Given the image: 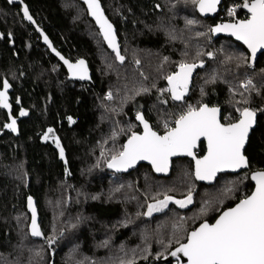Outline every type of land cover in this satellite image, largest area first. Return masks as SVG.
<instances>
[{"label": "trees", "instance_id": "16d2710c", "mask_svg": "<svg viewBox=\"0 0 264 264\" xmlns=\"http://www.w3.org/2000/svg\"><path fill=\"white\" fill-rule=\"evenodd\" d=\"M22 1L54 49L87 61L91 78L69 79L21 6L0 0V91L9 85V106L0 107V264H162L189 232L250 195V173L264 171V53L250 65L242 45L211 34L233 14L244 19L227 10L244 0H224L215 19L201 18L192 0H99L116 29L120 63L79 0ZM181 63L197 67L183 98L173 100L167 77ZM203 105L220 108L224 124L244 108L255 111L248 171L220 175L212 186L196 182L187 159L173 161L167 178L146 165L108 171L140 132L138 113L163 135L189 106ZM9 120L15 131L5 129ZM204 151L202 143L197 154ZM189 192L187 207L168 203L147 215L165 195L185 200ZM29 199L43 240L29 233Z\"/></svg>", "mask_w": 264, "mask_h": 264}, {"label": "snow or ice", "instance_id": "6c2138e0", "mask_svg": "<svg viewBox=\"0 0 264 264\" xmlns=\"http://www.w3.org/2000/svg\"><path fill=\"white\" fill-rule=\"evenodd\" d=\"M84 2L88 5L90 14L96 18L104 39L116 53V58L123 62L124 57L120 55L115 43L112 25L104 19L97 0H84ZM192 2L198 5L199 11L203 14L215 11L219 0H192ZM243 7L250 13V18L234 24L218 25L212 31L229 32L247 45L255 56L258 49H264V0H251V2L244 0ZM234 12L235 9H232L229 15ZM24 17L31 20L27 8L24 9ZM188 23L191 24L192 21ZM64 63L68 65L69 72L73 76L87 79V67L83 60L76 64H70L67 60ZM196 67V64L181 63L179 71L167 77L169 85L167 91L171 93L173 100L183 98L188 90L189 78ZM248 84H251V81H248ZM8 87L5 81V91H0V107L9 106L6 95ZM217 113L216 108L202 106L195 110L189 106L188 111L175 121L174 128H167L165 125L167 131L162 136L152 131L143 116L138 113L137 119L144 124V134H133L123 146V151L112 156L108 167L117 171L126 170L137 160H148L157 172H166L169 157L187 155L195 160V178L209 181L217 172L235 171L247 167L242 149L255 123V111L248 108L240 110L238 122L228 125L219 122ZM25 114L21 112V115ZM6 127L15 131V120ZM48 131L51 133L52 129ZM201 137L207 140V154L202 159H197L193 149ZM56 143L59 147V141ZM61 157H63V149H61ZM252 179L256 182V187L250 196L241 199L235 207L224 211L214 224L205 222L191 231L187 236V242L181 243L171 255L176 257L182 254L187 258L186 264H264V171L254 173ZM170 201L181 208L186 207L192 202L191 192L185 200H173L172 197L165 195L163 200L148 205L147 215L161 211ZM29 207L33 213L31 234L41 236L31 199H29ZM201 212L204 214L206 210L202 209ZM129 264L132 262L130 261Z\"/></svg>", "mask_w": 264, "mask_h": 264}, {"label": "water", "instance_id": "95a60500", "mask_svg": "<svg viewBox=\"0 0 264 264\" xmlns=\"http://www.w3.org/2000/svg\"><path fill=\"white\" fill-rule=\"evenodd\" d=\"M223 1H224V0H219V2H218L217 5H216L215 11H213V12H205V13L202 14V13L199 11V8H198V5H197V4H196V11H197L198 15H199L201 18H203V19H207V18L215 19V18L219 15V13H220L221 6H222ZM6 2H7L9 5H19V6H21V9H22L21 13H22L23 18H24L26 21H28V22L30 23V25L35 29V31L39 34V36L41 37V39H42L44 45L48 48V50L50 51V53H51L54 57L57 58V60L61 63V65H63V67L65 68V70H66V72H67V74H68V77H69L71 80L82 83V82H87V81L91 78V71H90L89 65H88V63H87L86 60H84V59H79V60H77V61H75V62H72V61H70L69 59L65 58L60 52H58L56 49H54L52 43L50 42V40L48 39V37L46 36V34H45V33H44V32H43V31H42V30L36 25V22H35L34 19L32 18V16H31V14H30L29 11H28V13H29V16L31 17V20L26 19V18L24 17V9L27 8V7H26V5L23 3L22 0H12V2H10V0H6ZM79 2L82 3V4L85 6L86 11H87V13H88V16H89L90 20L93 21V23L95 24V26H96L97 29L99 30V33H100V35H101V37H102V39H103V41H104V43H105L107 49H108L111 53H113V54L116 56V53L113 51V49H112L111 47H109L108 42L104 39V36H103L102 31H101L100 25L97 23L96 18H95L93 15L90 14L89 9H88V5L84 2V0H79ZM97 2H98V4L100 5V11L103 13L104 19H106L107 22H108L109 24L112 25V32H113V34H114V36H115V43H116V45H117V47H118V50H119V52H120V41H119V39H118V36H117V33H116V29H115L114 25L110 22V20L107 18L106 14H105V11H104V9H103V7H102L101 2H100L99 0H97ZM249 2H251V1H249ZM243 4H244V3H243ZM241 11L247 15L245 19H236V20H234V21H218V22H217V23L211 28V34L213 35V37H225V38H230V39H232L233 41H235L236 43L242 45V46L246 49V51L249 53V63H250V65H254L255 62H256V60H257V58H258V56L264 53V49H258L257 52H256V54H255V56H253L252 53H251V51L248 49L247 45H245L242 41L237 40L236 37H235V36H232L229 32H225V31H221V32H213V31H212V29L216 28L218 25H222V24H234V23H237V22L245 21V20H247L248 18H250V13L247 11L246 8L243 7V5L241 6ZM45 37L47 38V40H45ZM8 39L11 40L12 38L9 36ZM65 60H67L70 64H76L78 61L83 60V61L85 62V66L87 67V79H80V78L77 77V76H73V75L69 72L68 65H66V64L64 63ZM117 61H118V63H120V60L117 59ZM192 80H193V72H192V74H191V76H190V78H189L188 86L191 84ZM203 106H207L208 108H216V109H218L217 119L219 120V122H220L221 124L226 125V124H224V123L221 121V112H222V111H221L220 108H218V107H209L208 105H203ZM201 107H202V106H201ZM197 110H198V109H197ZM140 115H142V114H140ZM142 116H143V115H142ZM143 118H144V116H143ZM239 118H240V117H239ZM136 120H137V124H138L139 127H140V132H137V133H134V134H136V135H143V134H144V124H142L137 118H136ZM238 120H239V119H238ZM238 120H237L236 122H238ZM144 121H145V123H147V124L149 125V127L152 129V131H154L153 128H152V126H151V124H150L148 121H146L145 118H144ZM236 122H235V123H236ZM256 122H257V116H256V118H255V123H254L252 129H250V131H249V136H248V139H247L246 142H245L244 148L242 149V154H243L244 156H245L244 151H245V149H246V147H247V144H248V141H249L250 135H251V133H252V132L255 130V128H256ZM11 124H12V121L9 120L8 125H11ZM174 127H175V124H174ZM174 127H173V128H174ZM5 129H8V127L5 126ZM154 132H156V131H154ZM156 133H157L158 135H160L158 132H156ZM163 135H164V134H163ZM161 136H162V135H161ZM128 140H129V139H128ZM128 140L124 143V145L128 142ZM202 143L204 144L205 151H204V154H203L202 156H198L197 152H198V150H199L200 144H202ZM124 145H123V146H124ZM122 151H123V149H122ZM193 152H194V154H195V156H196L197 159H202L203 156H205V155L207 154V140H206L204 137H201L200 140L197 142V146L193 149ZM178 159H187V160L191 161L192 164H193V176H194V179L196 180V182H198V183H200V184H202V185H205V186H212V185H214L215 182H216V180L218 179V177H219L220 175H225V174L235 175V174H239V173H241V172H245V171H248V170H249V161H248L247 157L245 156V159H246V161H247V167H241V168H239V169H236L235 171H232V170H225V171L217 172L216 175H215V177H214L212 180H210V181H209V180H197V179L195 178V167H196L195 160H194L191 156H187V155H175V156H171V157H169L168 168H167V171H166V172H157V171L155 170V168L152 166V164H151L148 160H137L136 163H135L132 167H129V168H127L126 170H120V171H117L115 168H109V167H108V164H109V162H111V160H109L108 163H107V169H108V171H109L110 173L117 174V175H125V174H129V173H131L132 171L136 170V169H137L138 167H140L141 165H146V166H149V167L152 169L153 173H154L157 177L167 178V177L170 176L171 171H172V162L175 161V160H178ZM257 172H261V171L251 172L250 175H249L250 181H251V183H252V185H253V190H252V192L250 193V195L255 191L256 182L252 179V176H253L254 173H257ZM250 195H249V196H250ZM31 201H32V208H34V209H35V212H36V222H37V226H38L39 229H40V226H39V214H38V209H37V207H36V202H35L34 200H31ZM239 202H240V201H239ZM239 202H238V203H239ZM238 203H237V204H238ZM237 204H235L233 207H235ZM27 207H28V211H29V214H30L29 233H30V235H31V238L34 239V240H43V239H44V236H43V234H42L41 229H40V231H41V236H33V235L31 234V231H32V229H31V225H32V215H33V213H32V210H31L30 207H29V202H28V204H27ZM231 208H232V207H231ZM228 209H229V208H228ZM228 209H226L225 211H227ZM223 212H224V211H223ZM223 212H222V213H223ZM222 213H221L220 215H222ZM220 215H219V216H220ZM219 216H218V217H217L212 223H209V222H207V223H209V224H214V223L216 222V220L219 218ZM202 223H205V222H202ZM202 223H201V224H202ZM201 224H200V225H201ZM200 225H199V226H200ZM199 226H198V227H199ZM198 227H197V228H198ZM197 228H196V229H197ZM189 233H190V232H189ZM189 233H188V234H189ZM186 242H187V240H186ZM186 242H184V243H186ZM177 247H179V246H177ZM177 247H176V248H177ZM176 248H174L171 252L175 251ZM171 252L168 254V256H167L166 258H164V259L162 260V264H170V263H172V262H178L179 264H186V261H187V258H186V257H183L182 254H178L176 257H173V256L171 255Z\"/></svg>", "mask_w": 264, "mask_h": 264}, {"label": "rangeland", "instance_id": "374dc122", "mask_svg": "<svg viewBox=\"0 0 264 264\" xmlns=\"http://www.w3.org/2000/svg\"><path fill=\"white\" fill-rule=\"evenodd\" d=\"M234 2H236V1H234ZM242 5H243V4H242ZM242 5H241V6H242ZM241 6H240V7H241ZM237 8H238V6H235V5L231 4V5L227 8L228 13H229L232 9H235V12L237 13V12H238V9H237ZM222 11H223V9L221 8L220 13H221ZM220 13H219V14H220ZM246 16H247V15H246L245 13H243V14L240 16V18H246ZM232 17L238 18L239 16H238V14H237V15L233 14ZM169 203H173V202L170 201ZM155 204H156V203H155ZM173 204L176 205L177 207H179L177 204H175V203H173ZM188 205H189V204H188ZM188 205H187V206H188ZM187 206H186V207H187ZM180 208H181V207H180ZM183 208H184V207H183ZM154 212H156V211H154ZM154 212H153V213H154ZM170 264H171V263H170Z\"/></svg>", "mask_w": 264, "mask_h": 264}, {"label": "built area", "instance_id": "2783aa9c", "mask_svg": "<svg viewBox=\"0 0 264 264\" xmlns=\"http://www.w3.org/2000/svg\"><path fill=\"white\" fill-rule=\"evenodd\" d=\"M238 10H241V7L240 6H238V8H237ZM237 18H235V17H232V19L230 20V21H234V20H236ZM245 19V18H244ZM109 100H110V98H108ZM148 264H152V263H148ZM171 264H179L178 262H172Z\"/></svg>", "mask_w": 264, "mask_h": 264}, {"label": "flooded vegetation", "instance_id": "af4514ba", "mask_svg": "<svg viewBox=\"0 0 264 264\" xmlns=\"http://www.w3.org/2000/svg\"><path fill=\"white\" fill-rule=\"evenodd\" d=\"M5 1H6V0H5ZM21 11H22V9H21ZM237 19H238V18H237ZM1 39H2V38H1ZM72 62H75V61H72ZM69 79H70V78H69ZM89 80H90V79H89ZM89 80H88V81H89ZM88 81H87V82H88ZM82 83H83V82H82ZM15 124H16V122H15ZM226 125H228V124H226ZM203 154H204V153H203ZM203 154H202V155H203ZM202 155H198V156H202Z\"/></svg>", "mask_w": 264, "mask_h": 264}]
</instances>
